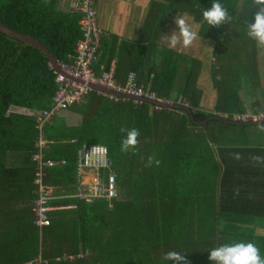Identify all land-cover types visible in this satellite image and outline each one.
Instances as JSON below:
<instances>
[{
	"label": "trees",
	"instance_id": "trees-1",
	"mask_svg": "<svg viewBox=\"0 0 264 264\" xmlns=\"http://www.w3.org/2000/svg\"><path fill=\"white\" fill-rule=\"evenodd\" d=\"M212 2L150 1L145 46L128 69L156 98L188 108L193 121L181 108L109 100L91 91L83 105H73L81 113L78 128L55 129L50 123L55 115L42 126L51 142L44 157L64 161L48 170L44 183L73 195L80 146H103L114 171L116 197L52 202L73 208L51 212L48 225L40 229L33 224V114L50 107L56 90L53 69L36 47L0 33L2 247L26 244L24 262L39 259L40 264H172L165 259L169 251L184 254L187 264H213L208 259L213 248L237 242L254 243L264 257V233L257 232L264 228V163L252 159L264 157V118L254 125L228 122L232 116L264 114V46L247 36L255 12L251 0H220L231 20L218 27L202 16ZM182 14L198 24L200 38L213 44L208 70L215 90L212 113L198 109L193 85L200 60L157 46L152 51L166 23ZM80 18L81 13L62 10L59 0H0V24L41 43L57 63L71 62L81 36ZM122 49L115 37L99 39L92 72L99 75L117 58L116 80ZM145 58L149 63L142 76ZM179 75L181 85L170 100ZM121 127L139 130L134 151H121ZM63 254L81 257L67 261L60 258Z\"/></svg>",
	"mask_w": 264,
	"mask_h": 264
},
{
	"label": "built area",
	"instance_id": "built-area-1",
	"mask_svg": "<svg viewBox=\"0 0 264 264\" xmlns=\"http://www.w3.org/2000/svg\"><path fill=\"white\" fill-rule=\"evenodd\" d=\"M94 6L95 0H79L77 8L81 12V18L78 20L77 25L81 36L75 43L74 55L70 63H57V70L52 68L56 90L51 97L50 107L47 110H41L33 114L37 130L34 143L36 151L31 157L34 162L32 184L34 185L36 196L33 202V224L38 229L48 225L51 212L73 208L72 206L60 207L50 204V201L54 198L53 187L44 183V178L49 169L62 165L64 161H54L44 157V149L51 144L41 133L42 126L45 123L59 111L66 110L80 103L86 95L93 91L95 86L111 92V94L99 93L109 100L131 97L134 99L132 100L134 103H139L140 99H146L172 104L171 101L156 98L155 94L147 88L136 86L131 74L127 76L123 85L117 84L114 80L115 61H111L108 69L99 75H95L92 72L91 64L95 61V53L101 34L95 20ZM179 102L177 100V103ZM263 118L264 114L254 117V119ZM76 157V190L74 196L85 202H90L94 199H106L109 201L115 198V176L114 171L110 168L105 148L95 145H81ZM101 170H107L104 181L99 175ZM83 172H88L92 175L90 183L85 184L81 181L80 178ZM80 257V255L63 254L60 258L73 261ZM25 264H40V260L37 259L36 262L29 261Z\"/></svg>",
	"mask_w": 264,
	"mask_h": 264
},
{
	"label": "crops",
	"instance_id": "crops-1",
	"mask_svg": "<svg viewBox=\"0 0 264 264\" xmlns=\"http://www.w3.org/2000/svg\"><path fill=\"white\" fill-rule=\"evenodd\" d=\"M150 1H160V0H96L95 1V6H94L95 20L98 28L101 31L99 39L101 40V38H105L107 36L115 37L118 45L119 46L121 45L123 47L120 64L118 63L119 68L117 69L118 71L117 79L116 80L114 79L117 84L123 85L126 81L127 76L131 74L133 76L135 85L142 87V84L137 82L135 74L132 71H129L128 69L135 63L134 60L136 61L138 51L141 50L140 47L145 46L144 41H142V37H143V30L145 27V20L149 12ZM78 2L79 0H59V7L62 10L81 13L77 8ZM175 19L168 21L164 26V29L161 32V35L159 36L157 41L156 40L153 41V43L151 44L152 51L154 52L155 47L157 46L161 50L163 49L173 50L175 53L183 54L189 57L186 48L180 45H178L175 48H170L168 46L167 40L165 39V36H170L174 31L178 35L179 30L176 29V25L174 22ZM172 28H174V30L171 32ZM151 53L149 51L147 55ZM116 59H114L115 66L117 62ZM199 60L201 62V69L198 77H196L193 86L198 91V97H199L198 109L203 110L205 108L209 109L211 105L213 107V105L215 104V92H213L214 89L212 87L210 89L213 91H210V89L209 91H206L207 88H204V86L207 83L209 85L211 83L209 73L207 74L209 69H208L207 61L202 60L201 58ZM143 61L145 62V67L142 69L143 70L142 76H145L146 67L147 64L149 63V58L147 59L145 58ZM96 72H99V69L96 70ZM201 78L202 80L204 78L206 79L203 82L202 81L200 82ZM180 85L181 82L179 75L175 80V83L171 86V91L169 94L170 96L168 97L170 100L175 98L174 96L177 95V89ZM95 92L97 94L101 93L100 91L97 90ZM85 100L87 99L83 98V100L80 103L76 104L75 106H78L80 104L83 105L85 103ZM210 100H211L210 104L205 105V102L209 103ZM16 112L26 115L32 114V112H29L24 109H19ZM50 123L55 129L58 130L78 128L81 123V113L73 106L66 110L59 111L58 113H56L55 116L51 119ZM99 175L100 178L101 177L104 178L106 175V171L101 170ZM80 179L83 183L87 184L92 181V175H90V173L88 172H83L81 174ZM52 187H53L54 198L53 200L50 201V203L59 200H64L70 197H75L74 193L76 190V177H75V184L73 185V190H74L73 195L64 194L63 193L64 188L54 187V186ZM53 205H57L60 207L61 206L73 207L72 204H53ZM23 206H24L23 204L20 205L18 204L17 208L18 209L24 208ZM27 257H28V248L26 244H24L23 246L21 245L18 248L14 245H10L9 247H2L0 245V264H25L24 259H26Z\"/></svg>",
	"mask_w": 264,
	"mask_h": 264
},
{
	"label": "clouds",
	"instance_id": "clouds-1",
	"mask_svg": "<svg viewBox=\"0 0 264 264\" xmlns=\"http://www.w3.org/2000/svg\"><path fill=\"white\" fill-rule=\"evenodd\" d=\"M251 9H255L253 22L248 23L247 36L255 41L258 45L264 46V0H251L249 5ZM203 19L210 26H221L231 20V16L227 8L220 0H213L208 10H203ZM176 29L179 30L178 35L175 31L170 36H165L168 46L175 48L178 45L187 48L190 47L197 39V33L193 31L188 20L183 16L175 19ZM121 133L125 134L121 140V151H134L138 145V137L140 132L136 128L121 127ZM239 155L235 159H239ZM252 159L258 163H264V157L254 156ZM152 163V158H148V164ZM156 163H159L156 161ZM167 261L172 264H187L186 256L177 251H169L165 255ZM209 261L213 264H264V257L259 253V249L252 242H237L233 244H223L213 248L208 253Z\"/></svg>",
	"mask_w": 264,
	"mask_h": 264
},
{
	"label": "rangeland",
	"instance_id": "rangeland-1",
	"mask_svg": "<svg viewBox=\"0 0 264 264\" xmlns=\"http://www.w3.org/2000/svg\"><path fill=\"white\" fill-rule=\"evenodd\" d=\"M181 16L185 17L188 20V22H189L190 26L192 27L193 31H195L197 33V31H198V24L192 22L190 20V18H188L185 14H182ZM173 30H174V28L171 29V32ZM212 46H213V44H212V42L210 40H208V39H202L197 34V39L193 42V44L190 47H187L186 48V51L188 52L189 57H192V58L197 59V60H199L201 58L202 60L207 61L208 69H209V67L211 66V63L213 61L212 58H211V55H210ZM207 74H208V72H207ZM205 79L206 78H204L202 80V78H201L200 82L201 81L203 82ZM204 88H207L206 91H209V89L211 88V83H210V85L207 83L204 86ZM210 91H213V90L210 89ZM213 92H215V90ZM208 99H210V98H208ZM210 102H211V100L209 101V103L208 102H205V105H209ZM18 110L19 109H17V111ZM203 110L212 113L213 112V107L211 105L209 109H206L205 108ZM213 117H217V116L216 115L215 116L213 115ZM225 118H226V116L223 115L222 116V119L225 120ZM230 119L231 120H228L229 122H243V121H245V122H248V121L259 122V121L263 120V119H254V117H251V116H248V115L241 116V117L232 116ZM261 229H263V230H257V232L264 233V228H261Z\"/></svg>",
	"mask_w": 264,
	"mask_h": 264
},
{
	"label": "water",
	"instance_id": "water-1",
	"mask_svg": "<svg viewBox=\"0 0 264 264\" xmlns=\"http://www.w3.org/2000/svg\"><path fill=\"white\" fill-rule=\"evenodd\" d=\"M0 33L4 34L5 36L7 37H10L12 39H15V40H18L20 42H22L23 44H27V45H32L34 47H36L45 57L46 59L48 60V63L50 65L51 68L57 70V62L53 59V57L50 55V53L47 51V49L41 44L39 43L38 41L34 40V39H31L27 36H24V35H21V34H18V33H15L5 27H3L1 24H0ZM93 90H97V91H100V92H104V93H107V94H111V92L109 91H106L104 90L103 88H100V87H93ZM127 100H134L133 98L131 97H126ZM140 101H144L148 104H151V105H156V106H159V107H163V108H172V107H176V108H181L183 110H185L188 115H189V118L191 121H193V118H192V115H191V111L186 108L184 105H176V104H169V103H163V102H156V101H150V100H146V99H140ZM211 118H217V117H211ZM229 122V121H228ZM262 121H259V122H230V123H234V124H243V125H246V124H260ZM197 125H203L204 122H201V123H196Z\"/></svg>",
	"mask_w": 264,
	"mask_h": 264
}]
</instances>
